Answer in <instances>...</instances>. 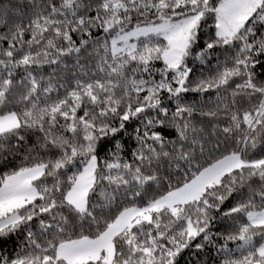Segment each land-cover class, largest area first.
<instances>
[{
  "label": "snow or ice",
  "instance_id": "snow-or-ice-1",
  "mask_svg": "<svg viewBox=\"0 0 264 264\" xmlns=\"http://www.w3.org/2000/svg\"><path fill=\"white\" fill-rule=\"evenodd\" d=\"M0 25V264H179L217 236L221 264H264V157L247 158L264 145V0H0ZM90 49L96 71L62 81ZM221 138L235 147L213 155Z\"/></svg>",
  "mask_w": 264,
  "mask_h": 264
},
{
  "label": "trees",
  "instance_id": "trees-1",
  "mask_svg": "<svg viewBox=\"0 0 264 264\" xmlns=\"http://www.w3.org/2000/svg\"><path fill=\"white\" fill-rule=\"evenodd\" d=\"M4 3H20V2H27V0H3ZM14 11V10H13ZM19 22V21H17ZM24 23H27V18L23 19ZM211 25L206 26L204 28V32H208ZM0 31H6L5 28H3L2 25H0ZM223 52L222 49L218 50L216 55L212 58L211 63H204L201 64L199 61L192 62L191 59L189 61L190 66L193 67L194 73L192 75V79H197L200 76H208L211 75L218 62L222 63L225 59V55H222ZM91 57V58H90ZM98 63V57L95 56V53L89 50L88 56H83L80 58L79 63H77L75 57L67 58V67L65 68L63 65L60 66V69L58 70L59 78L62 81H65L66 78H72L71 82L75 83V78L81 77L84 75L85 72H95L96 71V65ZM162 66L160 63L157 64V67ZM55 67V66H52ZM52 72V68L45 66V74ZM63 91V90H61ZM209 94H205L204 97L199 96L198 94L189 93L186 97L188 101L193 100H203L205 99ZM213 97V101L215 100L214 93L211 94ZM223 125H221L222 127ZM131 130V129H129ZM209 131H212L211 128H209ZM235 145H233L231 142L228 144H225L223 139L221 138V146L218 152L214 153L213 155H219L221 152L231 151ZM103 155V154H102ZM264 157V145L258 144L257 148L254 150H249L247 158L249 159H257ZM201 164L204 163L203 160L200 161ZM11 167H3L0 166V174L10 171ZM194 169H190L188 172H183L181 170L182 176H187L191 174V171ZM174 171V170H173ZM181 177H173L172 183L175 184L177 179H180ZM167 189V181L164 185H153L152 188L148 191L147 194H142V197H133L130 194L125 197L123 195L118 196V204L120 210H122L124 207H129L135 205L142 206L148 199L158 196L164 193ZM236 199H231L230 201L226 202L225 208L228 207L231 204H235ZM112 209L115 211L117 209V202H114L112 204ZM231 220L230 219H224L221 218L218 214L217 220L214 222L213 227V233H224L227 234L229 231L232 230L231 228ZM77 232L79 230H76ZM85 234H87V229H85ZM69 235H72L73 238H75L76 233L70 232ZM224 243V240L221 237H216L212 244L206 245V247L203 250L197 251L194 249L186 250L184 253H182L181 257L179 258V264H221V261L224 259L223 253L219 251L220 246ZM228 247L234 249L236 247V242L229 241Z\"/></svg>",
  "mask_w": 264,
  "mask_h": 264
},
{
  "label": "rangeland",
  "instance_id": "rangeland-1",
  "mask_svg": "<svg viewBox=\"0 0 264 264\" xmlns=\"http://www.w3.org/2000/svg\"><path fill=\"white\" fill-rule=\"evenodd\" d=\"M129 207H131V206H129Z\"/></svg>",
  "mask_w": 264,
  "mask_h": 264
}]
</instances>
